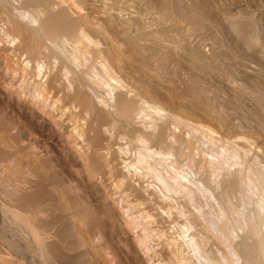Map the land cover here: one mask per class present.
<instances>
[{
    "label": "bare ground",
    "instance_id": "6f19581e",
    "mask_svg": "<svg viewBox=\"0 0 264 264\" xmlns=\"http://www.w3.org/2000/svg\"><path fill=\"white\" fill-rule=\"evenodd\" d=\"M0 94V264H264V0H0Z\"/></svg>",
    "mask_w": 264,
    "mask_h": 264
},
{
    "label": "rangeland",
    "instance_id": "374dc122",
    "mask_svg": "<svg viewBox=\"0 0 264 264\" xmlns=\"http://www.w3.org/2000/svg\"><path fill=\"white\" fill-rule=\"evenodd\" d=\"M3 102H4V101H3V97H2V95L0 94V104L2 105ZM0 109H1V108H0ZM4 217H5V215H4ZM7 220H8V219H7ZM9 220H10V222H13V220H12L11 218H10ZM11 220H12V221H11ZM10 222H9V223H10ZM14 223H15V222H14ZM14 223H11L10 225H11L12 227H14V226L16 225V223H15V224H14ZM13 224H14V226H13ZM15 227H17V226H15ZM21 231H23V230H21ZM24 232H25V231H24ZM24 232H22V235L25 234ZM23 233H24V234H23ZM25 235H26V234H25ZM25 235H24V236H25ZM26 237L29 238L28 235H26ZM37 258H38V259H37ZM34 259H36V260H34V262L37 261V262H35V263H38V261L40 260V262H39L38 264H42V263H41L42 260H41V258H40L39 252L37 253V256L35 255V258H34ZM35 263H34V264H35Z\"/></svg>",
    "mask_w": 264,
    "mask_h": 264
}]
</instances>
